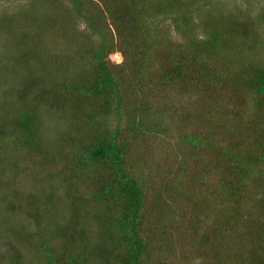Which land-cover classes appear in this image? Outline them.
I'll use <instances>...</instances> for the list:
<instances>
[{
	"label": "trees",
	"instance_id": "trees-1",
	"mask_svg": "<svg viewBox=\"0 0 264 264\" xmlns=\"http://www.w3.org/2000/svg\"><path fill=\"white\" fill-rule=\"evenodd\" d=\"M67 1L85 18L89 32L82 45L86 46L70 56L53 52L60 53L55 61L59 70L45 73L54 76V82L48 75H35L47 88L28 107L8 106L4 97L0 104V187L7 168L13 171L36 161L49 174L48 182L57 184V192L60 189L64 200L61 217L72 216L79 225L74 227L71 222L73 231L68 241L65 238L58 244L57 239H38L36 232L44 226L37 222L39 209L34 200L30 199L26 208L19 205L11 209L13 199H5L0 193V264L5 259L11 264H150V260L152 264H167L170 256L178 255L182 257L179 264L187 260L191 264H264V187L258 199H247L258 211H244L251 205L244 202L246 190L253 194L264 185V69L251 59L244 60L237 70L226 68L232 51H244V45L225 39L223 25L221 31L197 29L202 36L192 34L195 27L182 12L175 16L169 2L161 6L158 0ZM86 2L94 4L101 16L94 19L87 12L82 14ZM37 3L45 8L33 6L24 14L40 30L34 33L24 27L18 32L21 36H14L20 37L22 62L31 55L45 67L47 59L39 47L44 48L42 43L50 34L46 26L53 16H46L45 0H35L32 5ZM218 11L222 17V10ZM166 16L175 17L176 23L164 25L161 38L153 42L151 32ZM233 16L232 32H244ZM152 20L155 26L151 28ZM173 32L181 41L172 39ZM31 34L34 38L27 42ZM62 41L69 45L66 39ZM31 42L35 45L29 46ZM115 51L122 56L120 62L109 58ZM79 55L87 57L86 68L76 61ZM71 58L79 67L69 70ZM17 63L18 59L14 66ZM8 66L14 67L9 60ZM223 68L221 75L215 76L214 71ZM57 77L61 79L56 82ZM183 90L193 97L184 100ZM227 98H235L236 106ZM49 107L58 108L55 117L62 116L63 123L71 126L46 145L40 111ZM8 134L13 138L5 137ZM170 134L186 155L183 159L153 158V163L163 164L162 179L172 173L188 189L194 183L186 186L182 170L192 182L221 175L218 182L223 186L216 184L211 198L203 191L208 199H177L180 210L190 208V216L184 221L194 233L181 225L175 227L177 215H181L174 205L176 199H148L144 190L149 178H141L139 168L143 165L128 149V142L136 137ZM187 165L192 168L186 170ZM52 168L55 170L51 172ZM21 213L37 230L28 231L17 216L9 219ZM53 223L58 225V220ZM77 229L78 238L74 233ZM10 236L13 240L7 242ZM3 245L9 247L7 251L2 250ZM184 245L185 249L178 252ZM21 246L32 250L29 259L22 255ZM155 246L159 249L150 253ZM35 247L41 249L37 252ZM6 252L12 254L6 257Z\"/></svg>",
	"mask_w": 264,
	"mask_h": 264
},
{
	"label": "rangeland",
	"instance_id": "rangeland-1",
	"mask_svg": "<svg viewBox=\"0 0 264 264\" xmlns=\"http://www.w3.org/2000/svg\"><path fill=\"white\" fill-rule=\"evenodd\" d=\"M45 1L47 2L46 9L48 8L46 11V16L48 13L53 16L48 21L49 25L46 26L48 33L50 34L47 36V40L42 43V46L45 49L39 47V50L41 49V56L44 59H47V67L39 64L31 55H29L28 58H24L25 61L22 62L19 55L23 53L18 45L20 43V37L18 38L14 36H21L18 32H21L24 27H26V29L30 32L34 33L35 29L40 30L39 27H34L36 23H31L28 19L29 17L26 16L24 12H28L29 8L33 6L36 9L42 10L45 8V5L40 3L32 5V3H35V0H0V64H3V66H1L2 70L0 71V104H3L4 97L9 104L8 106H11L10 104H15L16 106L22 107H28L27 105H31L34 99H40V97L43 95L41 93H44L47 87L44 86L43 83L41 84L40 81H37L39 79H36L35 75L45 76L44 78H46V75H48L49 79L54 82V76L51 77V73L49 72H52L54 68L59 70V68L55 66V61L57 60V57L60 55V53H65V55L68 56L74 55L83 49V46H86L82 45L83 42L88 39L89 32L85 18L79 16L77 11L73 10L74 8L67 0ZM159 2L161 3V6L164 4V2L173 4L171 8L174 10V12L176 11L174 14L175 16H177L179 11L182 12L184 17L189 19V25L195 27V31L192 30V34L194 35L196 34L202 36V32L198 31L197 29H201V31H212L214 28H220L219 31H221V26L223 25L227 30L225 35L223 31L221 33L224 35L225 39L229 40L230 43H233L234 40H237L239 43L243 44L244 51H232L231 60H228L230 61L228 62L229 66H226V68L229 70L233 71L239 69L240 66L243 65V61L246 59H251L254 63L258 64L264 69V0H158V3ZM82 9V14L87 12L94 19H97V17L101 16L99 14L100 12L98 8L94 4L86 2L84 3ZM208 9L211 13L208 11ZM212 9L214 11H212ZM218 10H222V17H220L221 14ZM224 13L227 15L224 16ZM229 13L230 15H228ZM234 14L235 16H233ZM232 16L238 19L239 24L242 25V27L239 25L238 27L239 29L243 28L244 32H240V34H235L232 32L231 25L235 23L231 22L230 20V17ZM159 19L161 20L162 18L160 17ZM174 19L175 17L170 18L169 16H166L160 24H157L158 27L151 32V34L154 36L153 42H158V39L161 38L162 33H160V30L164 28V25L172 26L176 23ZM179 20L182 21V19ZM179 20L178 22H180ZM100 21L102 22V20ZM153 26H155L154 20H152L150 23V27L152 28ZM150 27L149 29L151 31ZM10 28L11 31H9ZM234 34L236 38L233 37ZM172 36L173 40L181 41L177 32H173ZM33 38L34 34H31V39L27 38L26 41H31ZM63 39H66V43L69 45H65V41H62ZM54 40H59L60 42L53 43ZM94 40L95 37H93V41ZM32 44L34 43H29V46ZM47 50L50 52L47 53ZM54 51H59L60 53H53ZM12 58H14L13 61L11 60ZM74 58H71L73 63L70 62L68 66L69 70H72L74 67H79V62L76 63L78 60H80L81 67H87L88 59L86 56L79 55L76 61ZM16 59H18L19 63H17L18 68L17 66H14L16 65ZM8 60L10 61L11 66L14 67L8 66L9 68H6ZM28 66H32V71L28 68ZM224 69L225 68L216 69L214 71L215 76H220ZM27 71H31L32 75L31 73L29 75ZM45 72H48L50 75ZM29 78L32 80H29ZM60 79V77H57L55 81L57 82ZM220 80L223 82V78H220ZM221 82L220 85L222 84ZM25 86H27V89L25 92H22ZM221 89L222 91H225V88L222 87ZM229 91L232 93L231 90ZM236 91L238 92V90ZM182 93L184 94V100L186 101L189 100L190 97H193L191 92L187 93V91L183 90ZM226 101L230 102L232 105H234V107L238 102L235 100V98H227ZM58 111V108H50L40 111L42 115V135L46 145H49V143L52 141H56L58 133L71 126L70 124L63 123L64 118L62 116L59 117L60 119L55 117V114ZM3 121H5V118L2 119L1 123ZM172 136L173 134L156 138L142 136L136 137L137 139L134 138V140L128 142V149L132 151L134 156H136V161L143 165L139 168V175L143 179L149 178L147 189L144 190L148 199H155L157 196V199H176L174 205L179 208L180 201L177 199H208V196L211 198V196H213L210 195L212 194L211 190L214 189L216 184H218V187L223 186L222 182H218L219 178L221 177L219 174L207 175L199 182H192L189 179H186L185 171L182 170L181 175L186 180V186L190 183H194L189 186L188 189L183 186L179 177L176 179L173 178L172 173L169 174V176L165 179L161 178V175L164 171L163 164L160 162L157 164L153 163L155 161L153 158L177 157V159H183V157L186 155V151L182 149V145H180L176 138H173ZM5 137L13 138V136H10V134L5 135ZM50 146L54 147L52 144ZM168 163H170V166L173 168L171 162H167V165ZM21 168L15 167L13 171H10L9 168H7V170L4 171L1 178L3 182L0 187V193L6 195L4 197L5 199H13V204L10 206L11 209L18 208L19 205H23L26 208L28 206L29 200L33 199L36 203V209H39H37L38 211L36 213V215L38 214L37 222L42 223L44 230L38 231L35 229L34 223L31 221V219L22 213L11 216L9 219L17 216V219H20L21 222H23L30 229L28 231L37 230L36 237L38 239H57L56 242H58V244L64 241L65 238L66 241H68V239L72 237L70 234L73 231L71 222L74 223V227H78L79 222L67 214L61 217L60 207L64 205V200L60 195L59 188L57 192V184H51L48 182L46 178L49 174L45 173V170L42 166L36 165V161H31L29 164L25 165L23 164ZM191 168V165H187L186 170H190ZM53 170H55V168H52L51 172ZM9 172H11V176L8 177ZM263 187L264 185H260L258 191L254 192L253 194H250L249 191L246 190L244 202L251 204L246 205L247 207H244V211L246 213L250 214V212L255 213L258 211V209L252 205V202L247 199H258V195L260 194L259 191L263 190ZM249 190L252 191L253 188L250 187ZM203 191L204 193H207L208 196H203V194H201ZM63 194L65 193L63 192ZM43 199H53V202L51 201L49 203ZM44 203H46L47 207H44ZM205 209L206 206L203 204L202 210ZM54 210H58V212H54ZM179 211L181 215H177L178 223L175 225V227L178 228L181 225L184 229L194 233V229H192L193 227L184 221V219H187L190 216V208H188L186 212L185 210H180L179 208ZM55 219L58 220V225L53 223ZM32 220L34 221L35 219L33 218ZM67 220H69V222H67ZM46 222H50V226ZM159 223L160 222H157V225ZM12 224L14 226L15 223L13 222ZM159 228H161V226ZM77 231L79 230L77 229L76 232H74L76 234V238H78L77 235L79 234ZM210 239V241H212L211 237ZM7 240V242H11L13 237L10 236ZM29 243H36L35 245L38 246L40 245L38 242ZM47 245H49V243H47ZM8 248L9 247L7 245L2 246V250L5 249V251H7ZM20 248L22 255L26 259H29L32 250L23 246ZM35 248L36 250L38 249L37 252L41 249H39V247ZM157 249H159L157 246L152 247L150 249V253ZM184 249L185 245L180 247V249L177 251L181 252ZM10 254H12V252H6V257ZM179 256L180 255L173 256V259L170 256V261L167 264H179L180 259H182V257ZM167 261L168 260L166 258L165 262ZM7 262L11 264L10 260L5 259L4 264ZM149 262L152 264L151 260ZM185 263L191 264L190 260H187Z\"/></svg>",
	"mask_w": 264,
	"mask_h": 264
},
{
	"label": "built area",
	"instance_id": "built-area-1",
	"mask_svg": "<svg viewBox=\"0 0 264 264\" xmlns=\"http://www.w3.org/2000/svg\"><path fill=\"white\" fill-rule=\"evenodd\" d=\"M112 58L114 60H120L121 59V56H120V54L118 52H115V53L112 54Z\"/></svg>",
	"mask_w": 264,
	"mask_h": 264
},
{
	"label": "clouds",
	"instance_id": "clouds-1",
	"mask_svg": "<svg viewBox=\"0 0 264 264\" xmlns=\"http://www.w3.org/2000/svg\"><path fill=\"white\" fill-rule=\"evenodd\" d=\"M115 52H118L119 54H120V52L119 51H115ZM115 52H113V53H115ZM113 53H111L110 55H109V57H110V60H112V61H114V62H120L121 61V59L120 60H114L113 58H112V54ZM120 56H121V54H120ZM121 58H122V56H121Z\"/></svg>",
	"mask_w": 264,
	"mask_h": 264
}]
</instances>
